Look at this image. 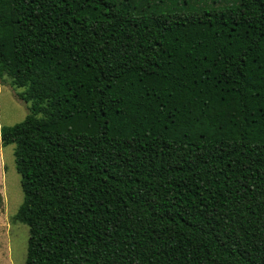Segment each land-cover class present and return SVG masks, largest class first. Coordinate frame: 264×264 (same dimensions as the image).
<instances>
[{"label":"trees","instance_id":"1","mask_svg":"<svg viewBox=\"0 0 264 264\" xmlns=\"http://www.w3.org/2000/svg\"><path fill=\"white\" fill-rule=\"evenodd\" d=\"M6 79L25 264H264V0H0Z\"/></svg>","mask_w":264,"mask_h":264},{"label":"rangeland","instance_id":"2","mask_svg":"<svg viewBox=\"0 0 264 264\" xmlns=\"http://www.w3.org/2000/svg\"><path fill=\"white\" fill-rule=\"evenodd\" d=\"M117 5L128 3L134 14L170 9L195 12L199 9L234 7L239 0H114ZM23 88L0 81V129L23 120L28 103L18 97ZM23 193L20 176L15 169L13 145H2L0 138V264H25L28 227L13 219Z\"/></svg>","mask_w":264,"mask_h":264}]
</instances>
